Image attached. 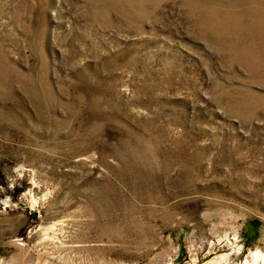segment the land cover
Here are the masks:
<instances>
[{
	"label": "rangeland",
	"instance_id": "374dc122",
	"mask_svg": "<svg viewBox=\"0 0 264 264\" xmlns=\"http://www.w3.org/2000/svg\"><path fill=\"white\" fill-rule=\"evenodd\" d=\"M257 253L264 0H0V264Z\"/></svg>",
	"mask_w": 264,
	"mask_h": 264
},
{
	"label": "bare ground",
	"instance_id": "6f19581e",
	"mask_svg": "<svg viewBox=\"0 0 264 264\" xmlns=\"http://www.w3.org/2000/svg\"><path fill=\"white\" fill-rule=\"evenodd\" d=\"M54 227L55 226L43 229L42 238L39 241V244H43V243L45 244L46 243L45 245H43V247H44V249L48 250V251H44V254L48 255L47 259H54V254L59 252L62 249V246L61 247H58V246L55 247V246L52 245L53 239L49 236V233L50 232L52 233L55 230ZM51 252H52V254H51ZM49 254L51 256H49ZM41 258L42 257H40L38 259V263L37 264L41 263ZM30 260H31L30 256L24 255L22 260H21V262L26 264V263L30 262ZM56 260H57V264H61V263L62 264H66L67 263V260H65L63 258V256H59ZM261 261H264L263 256L260 253H257L254 256V258H253V260H252V262L250 264H259Z\"/></svg>",
	"mask_w": 264,
	"mask_h": 264
}]
</instances>
